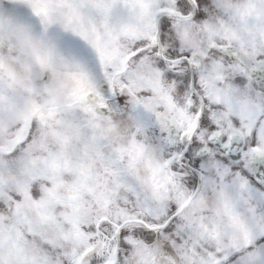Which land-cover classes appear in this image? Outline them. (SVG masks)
<instances>
[{"label": "snow or ice", "instance_id": "6c2138e0", "mask_svg": "<svg viewBox=\"0 0 264 264\" xmlns=\"http://www.w3.org/2000/svg\"><path fill=\"white\" fill-rule=\"evenodd\" d=\"M0 264H264V0H0Z\"/></svg>", "mask_w": 264, "mask_h": 264}]
</instances>
